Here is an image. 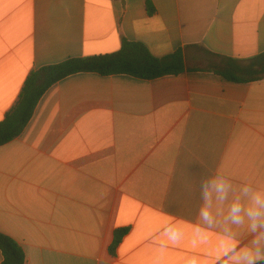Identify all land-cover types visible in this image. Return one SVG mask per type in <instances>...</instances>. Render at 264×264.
Returning <instances> with one entry per match:
<instances>
[{
    "label": "crops",
    "instance_id": "crops-1",
    "mask_svg": "<svg viewBox=\"0 0 264 264\" xmlns=\"http://www.w3.org/2000/svg\"><path fill=\"white\" fill-rule=\"evenodd\" d=\"M124 40L159 59L182 51L185 71L55 84L0 147V232L26 264H234L264 249L247 216L225 222L236 197L249 206L245 186L264 193V80L219 74L224 58L264 54V0H0V123L33 71L117 53ZM207 177L229 185L210 223Z\"/></svg>",
    "mask_w": 264,
    "mask_h": 264
},
{
    "label": "trees",
    "instance_id": "trees-1",
    "mask_svg": "<svg viewBox=\"0 0 264 264\" xmlns=\"http://www.w3.org/2000/svg\"><path fill=\"white\" fill-rule=\"evenodd\" d=\"M219 74L230 82L249 83L264 80V54L245 61L224 58ZM185 71L182 51L159 59L141 43L124 40L114 54L69 59L60 64L33 71L27 78L14 107L0 123V147L20 137L32 120L35 110L45 94L60 81L81 73H94L103 77L130 76L151 81ZM127 229L118 230L109 251L116 255ZM2 264H26L23 248L13 238L0 232Z\"/></svg>",
    "mask_w": 264,
    "mask_h": 264
},
{
    "label": "clouds",
    "instance_id": "clouds-1",
    "mask_svg": "<svg viewBox=\"0 0 264 264\" xmlns=\"http://www.w3.org/2000/svg\"><path fill=\"white\" fill-rule=\"evenodd\" d=\"M229 185L223 177H207L202 178L200 182V195L204 202L200 209V216L205 223L214 222L212 214L213 197L219 203H223L227 198ZM250 195V204L247 208L244 207L240 197H236L228 209V214L225 217L226 223L242 224L244 217L251 221L253 231L258 228H264V193L253 192L247 186L243 189L245 196ZM234 264H264V249L257 247L252 250L238 254Z\"/></svg>",
    "mask_w": 264,
    "mask_h": 264
}]
</instances>
